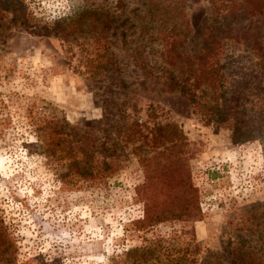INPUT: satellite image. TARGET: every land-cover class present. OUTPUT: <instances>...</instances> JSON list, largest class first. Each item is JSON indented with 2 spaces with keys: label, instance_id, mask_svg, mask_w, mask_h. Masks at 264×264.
Returning <instances> with one entry per match:
<instances>
[{
  "label": "rangeland",
  "instance_id": "rangeland-1",
  "mask_svg": "<svg viewBox=\"0 0 264 264\" xmlns=\"http://www.w3.org/2000/svg\"><path fill=\"white\" fill-rule=\"evenodd\" d=\"M227 11L0 0V264H264V13Z\"/></svg>",
  "mask_w": 264,
  "mask_h": 264
},
{
  "label": "trees",
  "instance_id": "trees-1",
  "mask_svg": "<svg viewBox=\"0 0 264 264\" xmlns=\"http://www.w3.org/2000/svg\"><path fill=\"white\" fill-rule=\"evenodd\" d=\"M211 3V14L210 19L212 22L216 23L217 21H220L219 15L224 11L228 10V15L231 17L230 19L233 21H236L237 23H240L242 19H245L252 15H261L264 13V0H208ZM236 13V15H235ZM222 15V14H221ZM226 20V15H224ZM242 17V18H240ZM73 25L76 27H79L80 25V19H74ZM215 28V25H211L208 27V30H213ZM222 47V46H221ZM219 53L222 54V50L220 48ZM219 53H216V62L220 61L221 55ZM217 70V69H215ZM200 76H195V79L199 78ZM196 81H194L193 85H196ZM181 89H184L185 92L190 93L191 102L200 104V102L195 98V94L190 92L192 89L184 86V84H181ZM166 136V135H164ZM171 170H174L176 175L171 177L170 180L174 179L175 181H179V188H184L185 190H182L184 193H178L175 192L173 196V201L175 202V205L173 208H176V210H173V208H170L172 211H170L171 214H169L168 218H179L182 219V216L186 214L188 219L190 220H196L200 216V208L198 205V194L197 190L191 183H182L184 181V175L182 171H179L178 169H181L180 166L175 167L174 169L170 167ZM182 170V169H181ZM175 188L176 184L174 183ZM148 201H150V198H148ZM155 205L148 206L145 210L144 216L142 219H139L136 221V223L139 224V228L145 227V225H151L153 222H160L167 220L168 218H165L164 211L158 210V208H154ZM246 251V250H245ZM247 255H245L243 258H240L241 261H243L246 264H253L254 262L256 264H259L258 258L253 256V251L250 253L249 251H246Z\"/></svg>",
  "mask_w": 264,
  "mask_h": 264
}]
</instances>
